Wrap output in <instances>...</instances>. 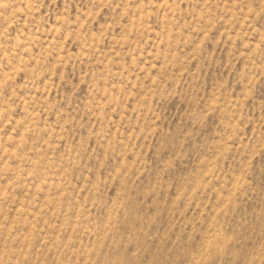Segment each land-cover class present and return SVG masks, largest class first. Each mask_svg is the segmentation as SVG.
I'll return each instance as SVG.
<instances>
[{"label": "rangeland", "instance_id": "1", "mask_svg": "<svg viewBox=\"0 0 264 264\" xmlns=\"http://www.w3.org/2000/svg\"><path fill=\"white\" fill-rule=\"evenodd\" d=\"M0 264H264V0H0Z\"/></svg>", "mask_w": 264, "mask_h": 264}]
</instances>
